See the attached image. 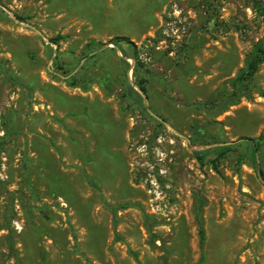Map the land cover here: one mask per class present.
Returning a JSON list of instances; mask_svg holds the SVG:
<instances>
[{
  "label": "rangeland",
  "instance_id": "374dc122",
  "mask_svg": "<svg viewBox=\"0 0 264 264\" xmlns=\"http://www.w3.org/2000/svg\"><path fill=\"white\" fill-rule=\"evenodd\" d=\"M263 37L264 0H0V264H264Z\"/></svg>",
  "mask_w": 264,
  "mask_h": 264
},
{
  "label": "trees",
  "instance_id": "16d2710c",
  "mask_svg": "<svg viewBox=\"0 0 264 264\" xmlns=\"http://www.w3.org/2000/svg\"><path fill=\"white\" fill-rule=\"evenodd\" d=\"M258 9H261L262 7L260 5L256 6ZM116 47L120 49L122 53L125 54V56H134L135 55H129L128 52V44L130 41L127 38L124 37H116L111 41ZM264 63V37L260 39L255 45L253 50L247 55L244 66L238 71L236 77L232 80V92L230 93V99L232 102H236L243 96H249L251 92V82L254 79V76L259 69V66ZM130 67V64L127 63V69ZM143 67V63L137 59L136 65L134 67V73L136 74V77L139 76L141 68ZM146 80L144 77H139L137 80V83L139 84L140 88L147 92V86L145 84ZM72 86H78V81L76 80V77L71 82ZM132 93H137L134 87H130ZM264 141V130L260 133L259 137L256 140L248 141V144L251 146L252 151V157H253V163L254 167L258 170L260 173V177L264 183V170L260 168L259 162H258V145ZM229 146H219V147H212L207 148L204 150H195V154L197 159L204 164L206 162V156L209 154H223L224 151L228 150ZM94 185L93 181H90ZM97 186V185H96ZM98 187V186H97ZM198 223H199V235H200V247L202 252L204 251V244L206 240V230L204 226V221L200 213H198Z\"/></svg>",
  "mask_w": 264,
  "mask_h": 264
}]
</instances>
